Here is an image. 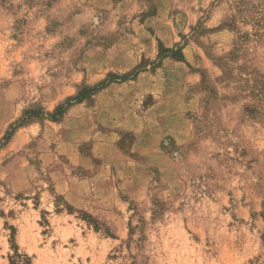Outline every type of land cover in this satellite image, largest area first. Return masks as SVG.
<instances>
[{"label": "rangeland", "instance_id": "1", "mask_svg": "<svg viewBox=\"0 0 264 264\" xmlns=\"http://www.w3.org/2000/svg\"><path fill=\"white\" fill-rule=\"evenodd\" d=\"M0 264H264V0H0Z\"/></svg>", "mask_w": 264, "mask_h": 264}]
</instances>
